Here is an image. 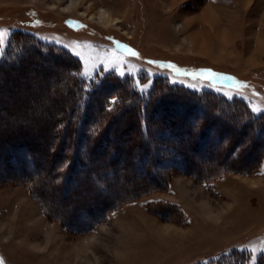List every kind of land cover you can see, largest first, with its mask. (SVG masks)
Returning <instances> with one entry per match:
<instances>
[{
	"label": "rangeland",
	"instance_id": "1",
	"mask_svg": "<svg viewBox=\"0 0 264 264\" xmlns=\"http://www.w3.org/2000/svg\"><path fill=\"white\" fill-rule=\"evenodd\" d=\"M69 3L0 0V63L7 55L26 54L19 66L0 70V264H199L233 250L244 251V264L259 262L264 258V128L242 131L245 117L238 113L228 120L229 128H221L228 126L225 114L216 115L211 130L203 128L210 136L200 137L207 141L206 152L190 140L200 136L197 126L178 139L162 135L172 121L178 128L187 126L201 111L190 109L186 115L183 106L167 104L154 115L158 125L153 135L164 158L158 170L181 142L182 165L193 172H204L213 162L227 169L219 173L214 165L218 174L203 179L173 168L169 160L164 174L147 178L129 166L133 153L126 146L138 129L135 111H128L130 117L115 119L105 134L109 141L94 159L71 172L65 187L57 172L71 155L68 143L61 148L58 141L78 136L63 135L55 122L68 113L78 87L69 84L67 60L61 55L56 64L53 60L58 53L75 57L85 90L111 75L127 78L140 92L163 79L203 98L209 92L237 98L249 108L253 123L264 122V0H75L68 8ZM100 8L109 11V21L99 19ZM30 39L51 46L53 54L33 53ZM229 110L224 105L215 109ZM90 114L84 127L88 137L95 127L91 120L99 118L95 109ZM235 139L243 147L236 152ZM90 141L79 147L80 158L86 157L82 151ZM14 144H28L40 165L27 180L13 161L18 156ZM112 149L118 151L111 159L113 175H107L110 169H92L107 162L109 156L101 152ZM74 177L83 181L77 189L72 188ZM232 185L235 197L227 192ZM102 187L107 190L101 192ZM108 205L89 229L74 230L86 216L77 210L81 206L93 217ZM19 210L29 212L27 227L34 226L26 231L38 232L35 238L11 235L9 221Z\"/></svg>",
	"mask_w": 264,
	"mask_h": 264
},
{
	"label": "trees",
	"instance_id": "2",
	"mask_svg": "<svg viewBox=\"0 0 264 264\" xmlns=\"http://www.w3.org/2000/svg\"><path fill=\"white\" fill-rule=\"evenodd\" d=\"M30 43L33 45L32 52L39 56L47 55L48 53L53 54L54 52V50L51 49L52 48L51 46L41 45V43H39V41H36L35 39H32ZM25 55L26 54H24V51L14 54V58L12 57L10 58L9 57L10 55H7L0 63V70L3 71V69H7L9 67L12 68L13 66L16 65L19 66L20 64L19 61L25 58L26 57ZM60 55L63 56L65 58V61L67 60V62L69 63V64L65 63V67H64L69 84L78 87V90H76L75 93L73 94V98L71 100L72 103L67 110L68 113L65 116L59 117V119L57 118V122H55L56 123L55 127L59 125V127L63 131V135H65V132L67 131L68 134L70 135L72 134L78 136V137H69V138L61 137L60 140L58 141L60 142L58 147L61 148L63 144L66 145L68 143L66 145V149L69 151L71 155V158L70 157L65 158L67 162H65L63 166L58 167L60 170L59 172H57L59 175L61 174L60 182H62V185H64L65 187L71 181V172L76 168L84 166V163L87 162V160L89 161L91 159H94L97 149H99L103 144H105V142L109 141L108 140L109 138L105 137V134L107 129L111 127V125L114 123L115 119L123 115L130 117V114H127L128 111H132V110L135 111V117L137 119V123H134L135 124L134 126H136V128L138 129V133L136 134V136L131 137L127 142V146H126V148L131 150L133 153L129 166L140 168L141 175H144L147 178H150L149 176L154 174L156 175L164 174V172H166L170 168V165H172L173 168L188 171L189 173H194L195 176H199L203 179L210 178L212 177V175L218 174V172L221 173L227 169L226 167H224L223 164H218V162H213L212 164H209L208 166H206V168H204L205 169L204 172L201 171L200 172L197 171L198 173L193 172L194 170L190 168V165L188 166L182 165L183 160H186V158L183 153L179 152L180 151L179 149L180 146L183 145L182 143L184 142L180 143L178 141L180 143V146L178 145V143H175L173 147L174 149L173 151L175 152L174 157L169 156V158H166L165 159L166 165H164L165 167L158 170L157 167L163 165L164 158H162L157 151L158 146L156 143V139L153 135L158 125L157 122L155 121L154 115L159 111L160 108L164 109L166 106H168L167 104H174L179 107L183 106V109L185 108L186 115L188 114L190 109L201 110L199 111L200 113L199 115H204L203 112L205 113L203 118L199 120L196 119L197 116L199 115H195V117H193L194 120L187 126H182L178 128L175 126V123L177 121H172L173 123L172 127L165 126L163 129L164 131L161 130L162 135L165 136L166 134H168L169 138L174 140V139H178L177 135H181V133H187L190 130L192 131V129L195 126H197L198 128L196 131H200L199 134L200 136L196 140L195 138L191 137L190 140L191 141L194 140L196 144H200L204 151L207 150L206 149L207 141L204 140L203 137L210 136V133L208 131L211 130L212 125H214L216 121L219 120V117L216 115L222 116L223 114H225L226 116L223 115L224 121L225 123L228 124V120L230 121L233 117L241 114L242 117L243 116L245 117L244 121L240 120V123L242 124L241 125L242 131L254 132L260 130L261 128H264V122L260 121V123H256V124L252 122L253 117L249 115V111H250L249 108L243 101H239L237 100V98L229 100L221 95H217L210 92L208 93L206 98H203L202 96L200 97L196 95L195 92L188 90L184 86H172L169 83H166L163 79L156 78L150 91L140 92L129 85L130 81L127 80V78L121 79L119 77H115L111 75L110 77H107L105 81L101 82V84L99 83L100 86H98L99 84L96 85L92 83L89 84L85 90L84 89L85 81L81 79V77L78 75L79 69H77L78 67L75 66L76 64H78L77 59L73 56L67 55L66 53H58L55 54V58L53 62ZM54 63L56 64V62ZM72 66H75L76 68H72ZM75 75L77 77H75ZM161 87L165 88L167 92H164ZM164 93H166V95ZM177 93H179L180 96L179 94L177 95ZM90 95H93L91 102H89L88 100V97ZM221 105L230 108L228 113H224V112L221 113L220 111L219 112L215 111V109H217ZM91 108L95 109V111L99 115V118H95L91 120L92 123H94L95 127L91 129V137H88L84 132V127L87 119H89L88 116L91 115L90 114ZM208 108L210 110L209 111L210 113H208ZM207 115L210 116V118H207ZM260 116L261 115H259V117ZM259 117L257 120H259ZM60 118H63L62 121H60ZM247 118L249 119V121L246 120ZM205 127H207L208 131L203 133V128ZM229 127L230 124H228V126L223 125L221 128H229ZM219 131L220 130L217 131V134L220 137ZM80 135H83V137L82 136L79 137ZM201 136L203 137L200 138ZM237 137L240 136L237 135ZM88 141L91 142L90 145L94 143V146L89 148L90 145H86L85 148L86 150L82 151V152L86 151V157L80 158L78 153L79 147L81 150L83 144L87 143ZM236 141H237L236 139L232 140V143L235 144V146L232 149L234 150V152L243 148L241 144H236ZM229 145L230 142L228 141L227 144L225 145V147H227V150L228 148H230ZM12 148L14 150L13 151L14 153L15 152L18 153V156H14V157L12 156V157H13V161H15L14 163L17 165V168L19 167L18 170L20 171L18 172L20 173V177H23L22 179L27 180V178L30 177L29 176L30 171H34L36 170L37 167L40 166L36 162L37 160H36V156L34 155L33 149L28 144H14ZM57 150H59V148H57ZM57 150L55 152H57ZM101 153L104 156L105 154H107L110 159L107 162L100 161L95 163L92 169L95 170L110 169L111 161H112L111 159L114 158L115 155H117L118 151L117 149H112L111 151H109V153L107 151L106 152L102 151ZM257 156L261 157V155H257ZM169 160L172 162L168 166L167 163ZM59 162L60 160L58 161V163ZM214 165H216L217 169H219L217 173L216 171H213ZM123 166H125V162L121 164V167ZM26 167L29 168L28 171H26ZM84 170L88 171V168H85ZM112 173L113 171L110 169L107 175H113ZM73 181L74 183L72 188L77 189L79 188L80 184H83V181L77 179V177H74ZM105 190H107V188L102 187L101 192H105ZM67 196L68 195L65 194L64 198L67 199L66 198ZM68 199H72V197L69 196ZM112 205L103 207L101 211L96 216L93 217L87 216L88 214L84 209V206H81L80 209L77 210L79 212L86 214V216L83 219L84 220L83 223L79 224L80 227L75 228L74 230L84 231L86 229H89L93 224L96 223V221H99L102 218L104 212H106ZM243 254L244 251L233 250L228 254H221V256L219 257H216L212 260H208L207 263L205 262L199 264H244L245 261H243L240 258L243 256ZM258 261L259 262H257L256 264H264V258L263 259L261 258Z\"/></svg>",
	"mask_w": 264,
	"mask_h": 264
},
{
	"label": "bare ground",
	"instance_id": "3",
	"mask_svg": "<svg viewBox=\"0 0 264 264\" xmlns=\"http://www.w3.org/2000/svg\"><path fill=\"white\" fill-rule=\"evenodd\" d=\"M75 0H70V3H69V5L67 4L66 5V7H68V8H70L69 6L71 5H74L75 3ZM108 12L109 11H107L106 9H104V8H100L99 9V19H101V20H105V21H109L110 19L108 18ZM114 20V23H116L117 21H119V19H117V18H114L113 19ZM236 186V185H235ZM232 187H233V185L230 187V188H228V190H227V192H229L232 196H234L235 197V195L237 196L238 195V193H237V191L236 190H232ZM235 188H237V187H235ZM20 212H19V215H17V217L16 218H14V219H10V221H9V226H10V233H11V235H13V234H16V233H21V236L22 237H25V238H27V239H32V238H35L36 237V235H38V232H35V231H32V230H30L29 232L28 231H26V230H28L29 228H32L31 226H34V223H32V224H29L28 223V227H27V223H26V221L28 220V217L30 216V214H29V212H27V211H23V210H19ZM27 212V213H26ZM2 216V215H1ZM28 228V229H27ZM32 231V232H31ZM13 238V237H12ZM11 239V238H10ZM12 243V242H11ZM21 245V244H20Z\"/></svg>",
	"mask_w": 264,
	"mask_h": 264
},
{
	"label": "snow or ice",
	"instance_id": "4",
	"mask_svg": "<svg viewBox=\"0 0 264 264\" xmlns=\"http://www.w3.org/2000/svg\"><path fill=\"white\" fill-rule=\"evenodd\" d=\"M3 54H4V38H3V35L0 34V57H2ZM133 55H135V53H133ZM212 75H216V74L213 73ZM205 79H210V77H205ZM217 91H219V89H217Z\"/></svg>",
	"mask_w": 264,
	"mask_h": 264
}]
</instances>
